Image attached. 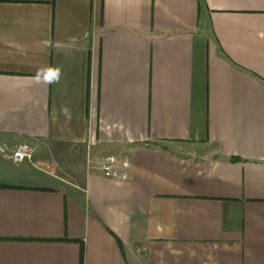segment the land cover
Wrapping results in <instances>:
<instances>
[{
    "label": "crops",
    "instance_id": "0c3cea01",
    "mask_svg": "<svg viewBox=\"0 0 264 264\" xmlns=\"http://www.w3.org/2000/svg\"><path fill=\"white\" fill-rule=\"evenodd\" d=\"M0 264H264V0H0Z\"/></svg>",
    "mask_w": 264,
    "mask_h": 264
},
{
    "label": "built area",
    "instance_id": "2783aa9c",
    "mask_svg": "<svg viewBox=\"0 0 264 264\" xmlns=\"http://www.w3.org/2000/svg\"><path fill=\"white\" fill-rule=\"evenodd\" d=\"M10 157L16 163L23 162L26 159L29 160L31 158L30 149L25 145H15L10 151ZM95 167L105 177H117L121 180L127 178L128 162L118 156H107Z\"/></svg>",
    "mask_w": 264,
    "mask_h": 264
},
{
    "label": "clouds",
    "instance_id": "9594fccd",
    "mask_svg": "<svg viewBox=\"0 0 264 264\" xmlns=\"http://www.w3.org/2000/svg\"><path fill=\"white\" fill-rule=\"evenodd\" d=\"M51 74H53L56 78L55 79H49V83H55V82H57L58 81V79H59V70L57 69L54 73H51Z\"/></svg>",
    "mask_w": 264,
    "mask_h": 264
},
{
    "label": "snow or ice",
    "instance_id": "6c2138e0",
    "mask_svg": "<svg viewBox=\"0 0 264 264\" xmlns=\"http://www.w3.org/2000/svg\"><path fill=\"white\" fill-rule=\"evenodd\" d=\"M49 75H50V77H51V75H53V74L50 73Z\"/></svg>",
    "mask_w": 264,
    "mask_h": 264
}]
</instances>
